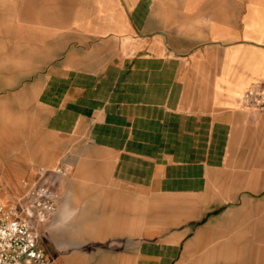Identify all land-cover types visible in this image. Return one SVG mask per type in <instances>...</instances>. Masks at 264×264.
I'll list each match as a JSON object with an SVG mask.
<instances>
[{
    "label": "crops",
    "instance_id": "obj_1",
    "mask_svg": "<svg viewBox=\"0 0 264 264\" xmlns=\"http://www.w3.org/2000/svg\"><path fill=\"white\" fill-rule=\"evenodd\" d=\"M4 61L17 78L0 84L31 94L43 133L80 138L72 147L87 171L74 168L72 179L104 182L92 195L118 210L113 229L130 227L117 199H207L168 231L125 241L119 254L130 264H219L222 229L264 211L253 184L236 211L208 192L246 148L262 150L249 151V182L264 189V167L257 177L251 167L264 166V140L244 136L264 128V111L240 105L246 89L264 84V0H0ZM3 101L12 111L13 94ZM9 153L0 152V176L14 193ZM250 233L264 243V222Z\"/></svg>",
    "mask_w": 264,
    "mask_h": 264
},
{
    "label": "rangeland",
    "instance_id": "obj_2",
    "mask_svg": "<svg viewBox=\"0 0 264 264\" xmlns=\"http://www.w3.org/2000/svg\"><path fill=\"white\" fill-rule=\"evenodd\" d=\"M7 63H0V80H11L12 77L16 80V72L4 68ZM5 93L13 94V107L9 111L6 110L5 101L0 104V152H5L6 148L10 151L18 190L10 193L0 176V201L7 205L16 202L33 184L43 183L55 191L56 211L37 228L42 245L53 264H64L65 261V264H130L126 257L119 254L125 241L140 232L143 236L160 235L185 221L193 215L188 211L206 202L204 197L186 195H139L131 200L117 199L115 209L124 208L128 215L126 225L130 227L127 226L125 231L113 229L114 215L118 210L114 214L108 213V199L92 195L93 190L105 187L104 182L72 179L74 168L80 167L82 172L87 171L84 165H80L79 161L77 163L79 154L72 147L80 138L44 134L31 94L23 91L22 85L0 84V96ZM249 113L258 112L249 110ZM244 136L248 140H264V128L251 129ZM59 151L61 154L53 158L55 152ZM240 151L242 154L230 160L224 170L226 182L217 189L211 185L208 191L210 194L219 193L215 199L228 200L226 206L235 211L242 207L244 201L249 203L250 184H253L252 190L257 194L254 196L255 202L264 199V189H260L262 181L249 182V151L256 156L262 150L246 148ZM52 159L55 162L49 163ZM57 167H63L65 175L51 172ZM251 167L257 177L264 166ZM40 168L49 171L42 178ZM70 189L75 190V196L69 195ZM61 208L69 212L64 221L59 215ZM247 221L239 222L236 228L222 229L215 244L223 249L218 258L219 264H264V243L253 240L250 233L254 226L264 222V211L249 214ZM53 234H60V237L55 240ZM72 234L77 237V241L65 238Z\"/></svg>",
    "mask_w": 264,
    "mask_h": 264
},
{
    "label": "built area",
    "instance_id": "obj_3",
    "mask_svg": "<svg viewBox=\"0 0 264 264\" xmlns=\"http://www.w3.org/2000/svg\"><path fill=\"white\" fill-rule=\"evenodd\" d=\"M245 110L264 111V84L254 83L240 99ZM49 172L39 169L40 178ZM65 175L63 167L51 171ZM57 194L45 184H33L11 205L0 202V264H53L42 245L38 225L56 211Z\"/></svg>",
    "mask_w": 264,
    "mask_h": 264
},
{
    "label": "bare ground",
    "instance_id": "obj_4",
    "mask_svg": "<svg viewBox=\"0 0 264 264\" xmlns=\"http://www.w3.org/2000/svg\"><path fill=\"white\" fill-rule=\"evenodd\" d=\"M1 202V201H0ZM1 203H3V202H1ZM4 204V203H3ZM12 204V203H11ZM11 204H8V205H11ZM5 205H7V204H5Z\"/></svg>",
    "mask_w": 264,
    "mask_h": 264
}]
</instances>
